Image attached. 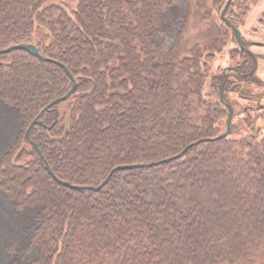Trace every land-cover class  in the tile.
Listing matches in <instances>:
<instances>
[{
  "label": "trees",
  "instance_id": "1",
  "mask_svg": "<svg viewBox=\"0 0 264 264\" xmlns=\"http://www.w3.org/2000/svg\"><path fill=\"white\" fill-rule=\"evenodd\" d=\"M77 1L70 14L55 0H0V104L19 117L0 157V195L15 215L33 219L26 243L11 242L9 264L32 252L28 264H264V130L239 143H200L158 166L116 171L99 191L55 180L98 187L119 166L162 161L218 137L221 112L204 100L211 69L203 59L212 60L232 30L221 22L200 42L186 40L193 14L208 19L205 0H184L182 9L179 0ZM240 1L246 13L256 2ZM232 6L225 17L238 30ZM19 44L35 45L52 62L22 50L1 53ZM241 50L252 67L223 72L214 85L223 88L225 108L229 74L242 83L256 74L242 77L255 62ZM56 62L78 83L67 131L59 105L43 112L72 87ZM199 108L206 112L197 118ZM36 119L30 139L41 155L31 145L25 150ZM261 120L264 126V114Z\"/></svg>",
  "mask_w": 264,
  "mask_h": 264
},
{
  "label": "rangeland",
  "instance_id": "2",
  "mask_svg": "<svg viewBox=\"0 0 264 264\" xmlns=\"http://www.w3.org/2000/svg\"><path fill=\"white\" fill-rule=\"evenodd\" d=\"M233 6L229 9V17H232L235 23H237L238 31L240 32L243 43L252 53L261 54L264 56V47H259L257 43H264V0H256L255 3L250 4V8L246 13V2L241 3L240 0H232ZM227 0H205L203 13L206 14L208 19L201 21L200 15L193 14L190 19L188 35L186 40L191 45L200 42L202 34L209 30L216 28L221 29L222 23L221 14L227 4ZM56 4L62 5L67 11L72 14V11L76 10L77 0H55ZM180 8H184V0H179ZM204 15V14H203ZM227 19V18H226ZM222 22V23H221ZM225 23V22H224ZM177 23L172 24L167 31V38L169 43H172L176 30ZM223 38V49L212 58L207 60V55H204L203 62L209 65L211 69V77L208 78L207 85L204 89V100L209 103L208 106L217 107L220 112V118L216 122L215 129L218 136L224 134L227 130L228 120L230 116V109L225 108L219 101V89L217 90L214 85L220 83L223 72L229 67H242L246 70L252 67V63L242 53L240 44L237 43L232 30L231 32L225 31ZM243 45V46H244ZM87 48V47H85ZM247 64V66H246ZM246 66V67H245ZM239 69V68H238ZM7 76H11L7 73ZM230 79L224 91V99L226 106L233 107V120L231 125V133L228 136L229 140L234 142H241L247 138H257L263 134L264 126L261 117L264 114V61H259V69L251 80L243 82V89L238 86V82H242V79L236 74H229ZM217 82H214V79ZM19 90H26V86L20 85ZM212 86L215 88H212ZM29 91L34 88V84L27 86ZM67 87V86H66ZM234 87L236 89L232 90ZM30 93V92H29ZM247 96L248 98H245ZM77 97V96H76ZM70 99V98H69ZM67 99L58 104L55 109L59 113V118L62 120V124L65 125V130L70 129L71 126V108L74 103V99ZM195 110L198 113L195 116L200 117L206 112L205 109ZM44 111V110H43ZM45 112V111H44ZM43 113V112H41ZM35 121H38L36 119ZM102 121H108L107 117H104ZM19 117L12 110L4 107L0 104V157L5 153L7 146L14 139L18 132ZM109 135V134H108ZM98 140V138H97ZM31 146L26 145L25 150L30 152ZM31 158L22 159L20 162L27 163ZM32 217L21 218L12 210L11 203L4 196L0 195V264H9L14 257V251L10 247L12 241L18 242V246H23L27 239V229L32 227ZM34 257V253H29L28 259L21 264H28Z\"/></svg>",
  "mask_w": 264,
  "mask_h": 264
},
{
  "label": "water",
  "instance_id": "3",
  "mask_svg": "<svg viewBox=\"0 0 264 264\" xmlns=\"http://www.w3.org/2000/svg\"><path fill=\"white\" fill-rule=\"evenodd\" d=\"M232 0H228L222 14H221V18L222 20L225 22L226 25H228L233 31H235L237 34H238V42L239 44L241 45L242 49H244L246 52H248L250 55H252L255 59H262L264 60V56L263 55H253L251 51L247 50L246 48H244L241 44V37H240V34L238 32V30L229 23V21L226 19L225 15H226V12L231 4ZM259 46H263L262 44H258ZM17 50H22V51H26L28 52L29 54L33 55V56H36V57H39L41 60H44V61H47V62H52V60L50 59H46V58H43L38 50V48L33 45V44H19V45H13V46H10L9 48L1 51V53L3 54H7V53H10V52H13V51H17ZM57 63V62H56ZM59 64L64 70L65 72L67 73V75L69 76L70 80L72 81V87L70 89V91L64 95L63 97H60L58 99H56L55 101H53L49 106H47L44 111H50L51 108L55 105H58L64 101H66L67 99H69L70 97H72L76 91H77V87H78V83H77V80L75 78H73L70 74V72L67 70V68L65 66H63L62 64L60 63H57ZM258 67V62H256V65L254 67V69L244 75L245 77H250L251 75H253L255 72H256V69ZM232 70L231 68H227L225 69V74ZM223 87V86H222ZM221 87V88H222ZM222 92V91H221ZM221 100L223 101V98H222V95H221ZM225 104V102H223ZM43 111V112H44ZM231 121H232V113L230 114L229 116V120H228V125H227V130L224 134L216 137L215 139H210V140H201V141H198L196 143H193L191 145H189L188 147H186L182 152H180L178 155L172 157V158H168V159H165V160H162V161H158V162H154V163H150V164H147V165H127V166H119L117 168H115L112 172H110V174L107 176V178L103 181V183L101 185H99L98 187H91V186H77V185H71L67 182H63L59 179H57L55 176H54V173H53V170L51 169V167L46 164V169L48 171L49 174L53 175L55 177V180L60 183L61 185L63 186H66L70 189H73V190H88V191H99L101 190L104 186L107 185V183L109 182V180L111 179L112 175L114 174V172L116 171H120V170H127V169H133V168H144V167H154V166H158L160 164H163V163H166V162H169V161H172V160H176V159H179L181 158L186 152L187 150H189L190 148H192L193 146L195 145H198L200 143H203V142H212V141H216V140H219V139H225L227 138L230 133H231ZM35 125H40L39 121H34L31 126L29 127L27 133H26V139L28 141V143L41 155V152H40V149L39 147L37 146L36 143H34L31 139H30V130L35 126Z\"/></svg>",
  "mask_w": 264,
  "mask_h": 264
},
{
  "label": "flooded vegetation",
  "instance_id": "4",
  "mask_svg": "<svg viewBox=\"0 0 264 264\" xmlns=\"http://www.w3.org/2000/svg\"><path fill=\"white\" fill-rule=\"evenodd\" d=\"M257 44H261V43H257ZM262 45H264V43L262 44ZM259 47H263V46H259ZM247 49V48H246ZM247 50H249V49H247ZM250 51V50H249ZM246 52V51H245ZM248 53V52H247ZM249 54V53H248ZM253 55H258L257 53L255 54V53H252ZM250 55V54H249ZM259 55H261V54H259ZM253 59H254V66H253V68H252V70L254 69V67H255V65H256V62H258V67H257V69H256V72L258 71V69H259V61H261L262 59H255L252 55H250ZM262 61H264V60H262ZM229 68H231L232 70H230V71H237V69L235 68V67H229ZM251 70V71H252ZM230 71H228V72H230ZM255 72V73H256ZM248 74V73H247ZM244 75H246V74H242V77L244 78V79H247V78H249V77H245ZM252 76V75H251ZM250 76V77H251ZM226 80H227V78H226ZM238 86H240V88H242L243 89V92H244V90H245V88L243 87V84H242V82H238ZM237 87H234L232 90H234V89H236ZM222 91H223V88H222ZM245 98H248L247 96H244ZM228 108L230 109V114L232 113V120H233V107L231 108V106L230 105H228ZM231 125H232V121H231Z\"/></svg>",
  "mask_w": 264,
  "mask_h": 264
}]
</instances>
